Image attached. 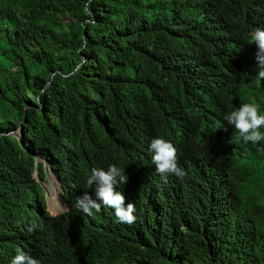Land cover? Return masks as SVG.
I'll return each instance as SVG.
<instances>
[{
  "label": "trees",
  "instance_id": "obj_1",
  "mask_svg": "<svg viewBox=\"0 0 264 264\" xmlns=\"http://www.w3.org/2000/svg\"><path fill=\"white\" fill-rule=\"evenodd\" d=\"M263 23L264 0H0V264L17 247L41 264H264V141L222 130L240 101L264 114L247 41ZM155 135L193 160L189 180L156 173ZM36 155L63 214L45 212ZM112 164L132 224L74 206Z\"/></svg>",
  "mask_w": 264,
  "mask_h": 264
},
{
  "label": "clouds",
  "instance_id": "obj_2",
  "mask_svg": "<svg viewBox=\"0 0 264 264\" xmlns=\"http://www.w3.org/2000/svg\"><path fill=\"white\" fill-rule=\"evenodd\" d=\"M88 2L90 4L91 0H88ZM261 25H264V23ZM247 41L250 47L248 58L252 74L256 82L262 85V83H264V29L255 28L250 30L247 34ZM254 102L253 99L240 101L235 108L224 114L225 122L222 125V130L230 133L229 136L232 137L233 130L235 129L244 142L256 144L264 141V131H262V129H264V114L260 112L259 105ZM12 133L16 135V137L14 136L15 138L18 137L17 139H21L19 136L20 131L17 130ZM12 133L7 134L11 135ZM147 155L152 156V163L155 166L156 173L165 181L170 174L175 175V178H183L185 175L183 169L179 166L178 147L176 143L168 137L162 135L150 137L148 139ZM35 158L36 161L43 163L45 180L41 181L39 177H37L36 180L44 192L45 212L51 217L63 214L70 208L61 197L63 190L60 181L56 177L53 169L50 167V162L45 156L36 155ZM106 166L107 165H104V167ZM54 181L58 183L60 193L57 192ZM128 181L129 176L116 164L109 165L107 169L93 168L91 175L87 179V183H84V188L80 193L81 195L78 194L79 196H76L74 206L86 215H91L93 209L99 211L102 203L105 207L114 209L118 222L132 224L137 219L135 215V203L129 202L126 204L124 193L118 190L120 185H126ZM48 182L52 184V190L49 193H47L43 187V184H47ZM87 184L89 186L95 185L94 193L86 192ZM53 191H55L56 200L60 206L58 211H53L51 209L53 212H57L54 215L50 214L48 211V206L51 208L49 195ZM10 260L11 264H41V261L35 258L29 250L19 247H17L16 253L12 254Z\"/></svg>",
  "mask_w": 264,
  "mask_h": 264
},
{
  "label": "rangeland",
  "instance_id": "obj_3",
  "mask_svg": "<svg viewBox=\"0 0 264 264\" xmlns=\"http://www.w3.org/2000/svg\"><path fill=\"white\" fill-rule=\"evenodd\" d=\"M203 66L204 65L200 66L202 73H203V68H202ZM213 82H214V79L208 75H205V74H203L202 78L199 81V83L202 86V90H204V93L206 94V96H217V97H219L220 94L222 93V90H220V89L217 90L215 88ZM179 166L183 169L185 175L183 176V178L176 176L177 177L176 180H181V181L182 180H189L192 167L194 166L193 160H191V159H179ZM98 168L106 169V167H104V166H99ZM34 177L35 178L38 177L37 172H36V174H34ZM54 183L56 184L57 192L60 193V188H59L58 183L56 181H54ZM43 187L45 188L47 193H49L52 190V184L50 182H48L47 184H43ZM51 209L53 210L52 206H51V208H50V206H48V211L50 214L54 215L57 213V212H53L54 210L52 211Z\"/></svg>",
  "mask_w": 264,
  "mask_h": 264
},
{
  "label": "bare ground",
  "instance_id": "obj_4",
  "mask_svg": "<svg viewBox=\"0 0 264 264\" xmlns=\"http://www.w3.org/2000/svg\"><path fill=\"white\" fill-rule=\"evenodd\" d=\"M55 192V191H54ZM50 196V195H49ZM51 198H54V197H49V202L51 201ZM50 205H51V203H50ZM54 205H55V208H56V210H54V211H58L57 209H60V206L58 205V202H57V200H56V196H55V198H54ZM52 206V205H51Z\"/></svg>",
  "mask_w": 264,
  "mask_h": 264
},
{
  "label": "water",
  "instance_id": "obj_5",
  "mask_svg": "<svg viewBox=\"0 0 264 264\" xmlns=\"http://www.w3.org/2000/svg\"><path fill=\"white\" fill-rule=\"evenodd\" d=\"M18 131H20V130L18 129ZM11 135H13V136H15V137H16V135H15V134H13V133H12ZM17 138H18V137H17Z\"/></svg>",
  "mask_w": 264,
  "mask_h": 264
}]
</instances>
